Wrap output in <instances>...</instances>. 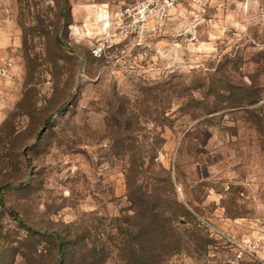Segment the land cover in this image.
<instances>
[{
  "label": "rangeland",
  "instance_id": "1",
  "mask_svg": "<svg viewBox=\"0 0 264 264\" xmlns=\"http://www.w3.org/2000/svg\"><path fill=\"white\" fill-rule=\"evenodd\" d=\"M136 1L0 0V264H125L140 185L186 212L158 264H227L207 224L246 238L264 217V0L185 1L124 36Z\"/></svg>",
  "mask_w": 264,
  "mask_h": 264
},
{
  "label": "trees",
  "instance_id": "2",
  "mask_svg": "<svg viewBox=\"0 0 264 264\" xmlns=\"http://www.w3.org/2000/svg\"><path fill=\"white\" fill-rule=\"evenodd\" d=\"M61 4H64L63 0H61ZM53 43L56 49L65 51L57 35H54ZM26 59L28 61L26 67L29 71H32L34 65L31 60ZM42 125L43 131L50 126V116L43 120ZM135 155L134 157L138 156ZM136 167L139 169L141 165L136 164ZM7 186V183H1L0 189ZM167 186L172 189L171 184L168 182ZM156 188L154 184L152 191H155ZM139 190L140 192L137 198L133 200V214L124 218V223L126 224L124 227H118V233L120 234L118 251H121L125 264H158L163 259V254L178 249L179 239L174 237L172 220L178 215H184L186 212L183 210L182 205L174 200L172 194L167 197L163 195L165 192L156 195V192L151 193L142 185H140ZM159 195L165 197L161 203L157 200V198H160ZM167 201H171V204L175 208L173 212H166L164 204ZM198 222L200 223L199 220ZM52 237L55 241L57 255L59 257L57 262H59L67 255V244L69 241L59 232L52 233ZM79 247V250H83L81 246ZM103 249L104 247L98 248L93 245L90 249L84 250L80 258L83 260L87 258L86 251L91 254L90 256L92 258H97L98 254L103 252ZM75 251L77 252V246Z\"/></svg>",
  "mask_w": 264,
  "mask_h": 264
},
{
  "label": "built area",
  "instance_id": "3",
  "mask_svg": "<svg viewBox=\"0 0 264 264\" xmlns=\"http://www.w3.org/2000/svg\"><path fill=\"white\" fill-rule=\"evenodd\" d=\"M191 1L198 3L199 0H138L131 5L120 7L118 13V30L124 36L138 34L149 23L159 24L166 20L171 10L178 4ZM107 13L105 6L100 9ZM93 53L100 54V47L93 49ZM14 77L13 60L0 50V84L11 81ZM212 235L221 238L229 247L230 257L227 264H264V217L258 220L253 234L249 237H234L217 227L207 224ZM203 264H218L209 260Z\"/></svg>",
  "mask_w": 264,
  "mask_h": 264
}]
</instances>
